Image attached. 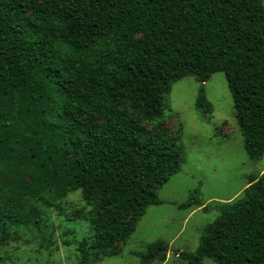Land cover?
<instances>
[{"label":"trees","instance_id":"1","mask_svg":"<svg viewBox=\"0 0 264 264\" xmlns=\"http://www.w3.org/2000/svg\"><path fill=\"white\" fill-rule=\"evenodd\" d=\"M216 73L226 76L245 151L259 160L262 0H0L2 144L26 148L19 165L46 181L43 195L55 192L46 207L77 236L78 264L113 254L130 225L160 205L159 189L187 158L181 136L145 126L175 82L195 76L204 86ZM197 107L212 113L204 88ZM248 180L239 199L218 203L198 249L181 253L186 264H264V173ZM72 189L84 194L89 222L58 208ZM200 197L196 189L179 208L201 207ZM6 198L0 191V211ZM2 218L22 222L17 210ZM162 250L152 244L136 256L151 264Z\"/></svg>","mask_w":264,"mask_h":264},{"label":"rangeland","instance_id":"2","mask_svg":"<svg viewBox=\"0 0 264 264\" xmlns=\"http://www.w3.org/2000/svg\"><path fill=\"white\" fill-rule=\"evenodd\" d=\"M262 3L264 6V0ZM202 88L212 113L197 107ZM163 101L162 114L145 129L157 137L164 132L173 138L181 136L187 162L159 189L160 205L148 207L130 225L127 239L114 253L98 256V261L94 257L87 264H140L136 254H146L152 244H161L168 253L151 264H186L181 253L198 249L205 228L219 216L218 203L239 199L249 177L264 173V155L251 160L245 151L224 73L214 74L204 86L195 76L185 77L172 85ZM4 136L0 130V191L10 199L6 198L0 216L17 210L22 222L10 226L5 218L0 221V264H78L77 236L62 224L57 211L46 207L48 200L56 197L55 192L50 197L43 195L48 188L46 181L30 167L19 165L18 157L26 155L27 149L4 147ZM196 189L202 206L180 209ZM20 196L24 201H15ZM59 202L57 206L65 215L78 212L86 222L92 217L81 190H70ZM201 264L216 263L204 259Z\"/></svg>","mask_w":264,"mask_h":264},{"label":"water","instance_id":"3","mask_svg":"<svg viewBox=\"0 0 264 264\" xmlns=\"http://www.w3.org/2000/svg\"><path fill=\"white\" fill-rule=\"evenodd\" d=\"M167 253H168L167 250L159 251L158 254L155 255L152 259H153V260H157V259H159L160 256H162V255H166Z\"/></svg>","mask_w":264,"mask_h":264}]
</instances>
